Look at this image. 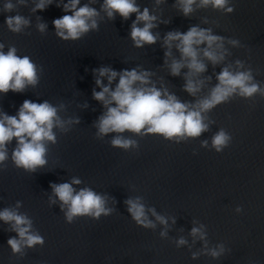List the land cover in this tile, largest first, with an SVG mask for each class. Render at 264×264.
<instances>
[{"label":"water","instance_id":"95a60500","mask_svg":"<svg viewBox=\"0 0 264 264\" xmlns=\"http://www.w3.org/2000/svg\"><path fill=\"white\" fill-rule=\"evenodd\" d=\"M6 2L15 5L11 12L4 10ZM36 2L0 0L4 51L15 46L17 55L33 60L40 75L35 87L0 93V112L15 116L25 100H47L57 107L63 105L58 113L62 119L78 118L79 123L67 126L68 131L54 129L57 142L48 145V163L35 172L17 168L11 160L16 141L8 145L9 159L0 165V210L16 209L20 201L16 210L32 220L33 231L45 243L13 255L7 241L16 233L10 224L0 221V264H264V97H233L207 114V132L179 144L158 135L125 132V137L138 142V147L125 151L111 146L115 133L97 138L94 125L106 108L92 95L93 89L101 90L94 70L136 68L152 72L150 79L157 88H167L182 102L195 103L208 95L223 67L236 68V60L244 62L245 70L251 68L264 88V0H230L234 6L230 14L208 7L197 8L188 17L176 0L159 5L156 0H137L141 11L147 7L158 18L152 31L159 38L143 48L134 47L130 38L135 14L128 20L119 15L109 20L101 11L97 31L64 41L57 37L52 22L66 14L63 3L67 0H53L44 11L33 12ZM102 2L81 0V6L90 3L99 10ZM17 14L30 21L19 34L5 24L7 16ZM39 23L47 25L43 33L37 28ZM192 26L224 36L227 49L221 64L205 61L207 70L199 77L205 84L195 97L183 90L188 69L171 76L165 65L167 49L162 46L168 32H187ZM230 39L238 40L239 46L230 44ZM171 51L173 58H180L175 47ZM117 82L118 77L113 87ZM104 83H108L106 78ZM221 128L232 140L217 153L211 148V138ZM204 140L207 148L201 147ZM73 178L81 181L73 185L77 191L91 188L107 196V207L113 212L99 220L83 216L67 223L51 185L71 183ZM50 197L56 199L55 204ZM137 197L146 208L164 216L167 226L151 212L148 215L155 228L136 225L125 201ZM237 207L242 211L237 212ZM201 225L206 241L190 235L193 227ZM162 231L166 233L163 237ZM180 238L187 243L178 247ZM218 245L224 246L223 255L213 258L206 254ZM193 253H198L197 258H192Z\"/></svg>","mask_w":264,"mask_h":264},{"label":"clouds","instance_id":"9594fccd","mask_svg":"<svg viewBox=\"0 0 264 264\" xmlns=\"http://www.w3.org/2000/svg\"><path fill=\"white\" fill-rule=\"evenodd\" d=\"M96 0H90L95 3ZM164 0H156L159 5ZM24 4L25 0H18ZM53 3V0H38L33 12L44 11ZM85 3L81 6V0H67L63 3V11L66 13L60 18L53 20L56 35L64 41H76L84 37L90 31L99 29L98 17L103 11L109 20L119 15L128 20L135 14V20L131 24L130 38L133 46L143 48L146 44H155L159 38L152 29L157 26V16L151 14L147 7L141 11L137 0H103L100 9ZM179 10L185 17L190 16L197 8L211 7L214 10L232 13L234 6L230 0H176ZM61 5L58 3L57 7ZM195 6V7H194ZM15 5L11 2L4 4V10L11 12ZM71 13V14H68ZM166 22V21H165ZM207 21H205L206 23ZM5 24L12 33H21L28 27L30 21L22 15H9ZM142 25V26H141ZM47 25L39 23L37 28L43 33ZM225 37L214 34L210 28L199 26L190 27L187 32L170 31L163 38L165 51V65L171 76H179L181 70L188 69L185 74L183 90L190 96L195 97L205 84L200 75L207 70L205 61L213 66L221 64L227 55ZM233 46H239V41L230 39ZM180 53V58L172 56V48ZM4 43H0V93L23 92L28 86L35 87L40 80L38 67L33 60L25 55H17L15 46L8 47L4 51ZM170 61V63H169ZM236 68L231 65L223 67L216 75L217 83L210 89L208 95L197 100L195 103L182 102L167 88H157L151 81L152 72L146 70H123L117 72L110 67H101L94 70L97 73L96 86L100 91L93 89V98L102 102L106 111L95 123L97 138H103L108 134L115 133L110 143L114 148L125 151L138 147V142L125 137V132L136 135H158L164 140L179 144L188 139L199 138L209 130L207 114L217 106L229 102L233 97L239 96L251 99L257 94L264 97V88H261L252 74V69H244V62L235 61ZM115 87L113 82L117 81ZM104 78L108 83H104ZM47 100L36 103L25 100L15 116L0 112V165H4L9 159L8 145L15 140L16 147L12 150L11 160L17 168L27 172H35L44 167L47 161L48 145L56 144L57 137L55 128L68 131L69 125L78 124L79 119L69 118L64 120L59 116L60 109ZM232 136L221 128L211 138V148L217 153L231 143ZM201 147H208V141L201 142ZM81 181L73 178L71 183L65 182L52 184L53 196L60 201L61 211H64L65 221L73 223L77 217L88 216L99 220L102 216H109L113 209L107 207L108 197L98 194L91 188H82L77 191L73 185ZM56 199L49 198L50 203L55 204ZM127 211L136 225L143 228H155V223L149 218L148 213L155 217L161 225L167 226L168 220L157 214L154 208L148 209L141 202V198H129L125 201ZM21 206L17 201L16 209ZM13 208L0 210V221L11 225V231L15 237L8 239L7 243L13 255H22L25 248H33L36 245L43 246V236L33 231L32 220L24 213ZM237 212L242 209L237 207ZM173 223L175 220L173 219ZM163 237L165 232H161ZM190 235L206 241V232L203 225L193 227ZM187 243L184 238L177 241V246ZM224 246L207 249L206 254L213 258H219L224 254ZM198 253H193L192 258H197Z\"/></svg>","mask_w":264,"mask_h":264}]
</instances>
